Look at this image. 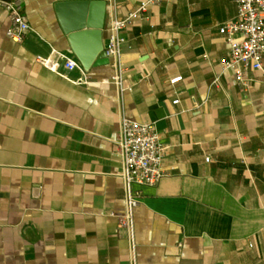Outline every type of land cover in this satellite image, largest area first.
Returning a JSON list of instances; mask_svg holds the SVG:
<instances>
[{"label":"crops","instance_id":"obj_1","mask_svg":"<svg viewBox=\"0 0 264 264\" xmlns=\"http://www.w3.org/2000/svg\"><path fill=\"white\" fill-rule=\"evenodd\" d=\"M76 1L105 2V48L112 19L141 0H22L21 44L0 9V264H264V59L244 90L223 68L218 27L235 0H162L134 18L121 98L111 61L85 71L62 32L54 8ZM51 52L83 75L35 62ZM121 115L153 124L164 148L131 234L119 226Z\"/></svg>","mask_w":264,"mask_h":264},{"label":"built area","instance_id":"obj_2","mask_svg":"<svg viewBox=\"0 0 264 264\" xmlns=\"http://www.w3.org/2000/svg\"><path fill=\"white\" fill-rule=\"evenodd\" d=\"M162 0H141L136 9L125 17L114 18L110 22V38L104 48L106 57L111 61L114 75L111 79L121 98L122 85L121 49L125 43L122 33L137 16L142 15L151 6H158ZM234 19L222 23L218 32L228 46V53L223 61V68L233 72L236 86L244 90L250 73L262 70L264 59V0H235ZM0 9L9 20L6 37L15 44H21L30 32L26 16L23 13L22 0H0ZM35 62L51 71L62 62L67 71L78 70L80 66L70 58L56 52L47 57L36 56ZM180 77L170 80V84L180 81ZM176 99L173 105L178 104ZM117 152L122 164L123 201L125 213L119 220V226L132 233L133 212L138 207L144 188L155 187L163 172L161 163L164 148L159 143V136L153 124L131 121L121 115L117 139ZM208 162L209 158H205Z\"/></svg>","mask_w":264,"mask_h":264},{"label":"water","instance_id":"obj_3","mask_svg":"<svg viewBox=\"0 0 264 264\" xmlns=\"http://www.w3.org/2000/svg\"><path fill=\"white\" fill-rule=\"evenodd\" d=\"M54 9L70 49L82 68L88 71L91 66L108 65L101 40L105 25V2H63Z\"/></svg>","mask_w":264,"mask_h":264}]
</instances>
